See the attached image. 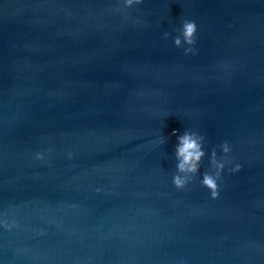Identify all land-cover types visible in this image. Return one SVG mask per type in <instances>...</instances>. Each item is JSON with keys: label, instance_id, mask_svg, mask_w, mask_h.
<instances>
[{"label": "water", "instance_id": "water-1", "mask_svg": "<svg viewBox=\"0 0 264 264\" xmlns=\"http://www.w3.org/2000/svg\"><path fill=\"white\" fill-rule=\"evenodd\" d=\"M117 7L0 0V264H264V0ZM174 129L204 137L183 190Z\"/></svg>", "mask_w": 264, "mask_h": 264}, {"label": "clouds", "instance_id": "clouds-1", "mask_svg": "<svg viewBox=\"0 0 264 264\" xmlns=\"http://www.w3.org/2000/svg\"><path fill=\"white\" fill-rule=\"evenodd\" d=\"M143 3V0H123L124 9L131 8L134 4L138 5ZM119 7L116 11H123ZM139 22V21H138ZM180 34L174 38V45L176 47H182L188 45L185 49V54L192 52L193 46L196 42L195 37L197 33V25L195 21L184 20L179 30ZM167 38L168 33H165ZM178 130L174 129L172 135L177 136V144L174 149V156L176 163V174L172 177V183L178 190H183L186 186L193 181V178L199 173L201 168V162L206 153L203 148L204 137L197 132L185 130L182 134L177 135ZM167 137H162L161 142H165ZM220 149L224 154L222 158L217 157L216 150L213 149L210 157V165L214 169V172H204L200 181L203 187H206L212 199H217L219 196V183L221 174L225 169L226 164L231 163L228 154L232 151L228 142H224L220 145ZM36 158L42 160L43 154L37 153ZM71 158V153H69ZM241 166L235 165L231 169L232 172L240 171ZM7 226V225H5Z\"/></svg>", "mask_w": 264, "mask_h": 264}]
</instances>
